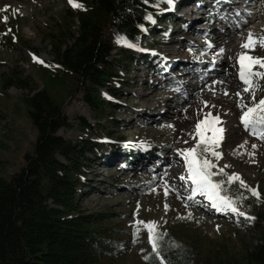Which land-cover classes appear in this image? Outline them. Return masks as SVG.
Listing matches in <instances>:
<instances>
[{
	"label": "rangeland",
	"instance_id": "obj_1",
	"mask_svg": "<svg viewBox=\"0 0 264 264\" xmlns=\"http://www.w3.org/2000/svg\"><path fill=\"white\" fill-rule=\"evenodd\" d=\"M190 1L194 0H156L151 3V19L156 20L158 28L143 30L142 42L137 46L123 43L111 52L110 60L121 80L113 85L116 92L103 88L108 101L104 136L110 143L108 149L89 154L84 162L85 180L79 198L82 209L102 215L99 226L107 240L106 260L110 264H159L150 257L153 244L148 228L137 221H155L153 235L156 239L170 230L184 239H197L201 250L218 248L236 255L264 237V225H259L255 213L264 210V139L253 135L241 122L240 116L246 109L239 103L232 106L203 96L197 97L193 106H189L185 100L190 86L205 80L204 77H212V69L217 66L224 74L230 72L235 78L238 76L235 68L240 51L235 49L227 53V48L211 51L215 42L209 40V30L217 25L226 26L221 20L233 14L234 22L230 24L233 32L228 35L236 37V41L231 48L247 38V28L253 30L254 37H264V0H236V3L226 0L228 6L221 7V0L210 3L200 0L205 5L202 7L190 4ZM86 2L77 0L82 7H73L69 0H0V175L8 176L23 163V154L31 150L35 139V129L22 99L29 93V88L21 87L17 79V84L6 89L3 79L18 70L22 72L21 80L29 77L38 89L46 85L48 72L53 69L51 38L61 32L60 41L66 44L74 41L70 31L75 33L79 28L77 10L84 8ZM5 5L9 7L5 9ZM243 8L248 12L242 11ZM191 19L195 20L193 24ZM244 23H247L246 29L241 28ZM222 27H218L219 35L223 34ZM7 37L12 39L9 45L1 40ZM125 48L135 50L137 57L127 61L123 53ZM245 52L264 57V51L257 48ZM146 54L161 56L171 69L162 70L164 65L159 70L149 67ZM193 66L196 72L190 73ZM254 68L264 71L258 65ZM186 77L191 85L184 86ZM263 78H254L255 87L251 91H244L245 84L239 78L241 86L234 94L240 93L245 105L254 102L253 94L258 102L264 97ZM59 88V92H63ZM214 89L213 86L211 91ZM220 91L229 90L222 86ZM208 113H212V117L218 115L219 122L209 118L202 129L219 126L224 129V138L215 149L222 155L216 159L207 153L208 158L217 169L224 168L229 174L239 173L250 188L260 193L250 196L249 200L236 199V206L247 216L230 210L215 212L212 202L202 193L193 196L191 181L182 179L187 175V168L177 149L192 147L198 137L190 134L195 131L196 122L204 120ZM66 114L69 124L58 133L81 143L84 135L81 122L96 123L94 107L84 93L79 92L66 104ZM169 114L173 118H168ZM116 143L134 149L121 153ZM241 144L243 147H238ZM172 150L182 159V167L176 169L177 178L174 179L163 169L170 163ZM153 151L155 156H152ZM129 156L131 160H124L123 157ZM165 156L163 164L160 159ZM165 205H168L167 209Z\"/></svg>",
	"mask_w": 264,
	"mask_h": 264
},
{
	"label": "trees",
	"instance_id": "obj_2",
	"mask_svg": "<svg viewBox=\"0 0 264 264\" xmlns=\"http://www.w3.org/2000/svg\"><path fill=\"white\" fill-rule=\"evenodd\" d=\"M155 1L87 0L85 7L77 10L79 28L75 33L69 29L74 41H60L61 32L51 38L53 69L46 85L38 89L29 77L21 80L18 70L4 77L6 89L17 84V79L21 87L29 88L22 99L35 139L31 150L24 152L23 163L8 176L0 175V264H110L106 260L107 240L99 226L102 215L80 206L84 162L89 154L108 149L110 143L104 136L108 101L103 88L114 91L115 81L121 80L110 60L111 52L123 43L137 46L143 30L158 28L150 11ZM1 40L12 43L10 37ZM128 49H123L124 57L132 61L136 51ZM145 59L156 70L163 65L171 69L169 63L162 64L161 56L146 54ZM79 92L94 107L96 123L83 120L84 135L81 143H76L58 131L69 124L66 104ZM116 145L121 153L134 149ZM213 172V179H226L227 172L220 173L215 167ZM223 187L228 196L245 200L253 196L238 182ZM255 213L263 227L264 210ZM155 242L157 247L150 255L154 263L264 264V237L239 255L218 248L201 250L197 239L187 240L170 230Z\"/></svg>",
	"mask_w": 264,
	"mask_h": 264
},
{
	"label": "snow or ice",
	"instance_id": "obj_3",
	"mask_svg": "<svg viewBox=\"0 0 264 264\" xmlns=\"http://www.w3.org/2000/svg\"><path fill=\"white\" fill-rule=\"evenodd\" d=\"M69 3L73 7H82V5L77 3V0H69ZM9 6L5 5L4 8L7 9ZM6 21L7 17H3ZM264 46V37H254L253 33L249 31L247 38L242 41L241 48L255 50L257 45ZM34 59H38L34 56ZM40 63H44L43 60H39ZM237 62L239 64V78L245 84L244 91H251L255 87L253 80L256 77H264V71H260L254 66L258 65L259 68L264 69V57L248 55L246 52H240L237 54ZM240 95V93H237ZM254 102L249 106L245 105L241 100L239 106L242 109L240 116L241 122L246 128H250L253 135L260 136L264 139V97H261L258 102ZM206 103V102H205ZM211 118L217 124L219 122V116L212 117L211 113H208L204 120H198L195 125V131L190 135L198 137L192 147H187L184 149H177L181 156L184 158V163L187 168L186 177L182 176V179L186 178L191 181V193L194 196L196 193H202L207 197L209 201L212 202V207L216 211H228L237 213L239 215L247 216L246 213L240 212V209L236 206L235 200L238 197H232L223 194L226 189L223 187L225 184H232L233 182H238L242 186L249 188L253 195L259 196L260 193L255 188H250L245 181L240 178L239 173H224V168H220L219 172L224 173L226 179L216 178L213 179L215 175L213 168L215 165L212 160L208 158L207 153L211 154V157L219 159L222 153L216 151L215 149L219 145V141L224 138V129L222 126L214 128H204L202 125ZM210 132V134H206ZM187 143V141H185ZM244 143H247L245 141ZM238 147H243V144ZM253 147H256L253 145ZM252 155V153H249ZM227 167V166H225ZM167 194V189H165ZM168 205H165L167 209ZM189 218L190 215H189ZM138 223L144 224L149 231V240L153 244V248L157 247L156 238L153 235L155 221H137Z\"/></svg>",
	"mask_w": 264,
	"mask_h": 264
},
{
	"label": "bare ground",
	"instance_id": "obj_4",
	"mask_svg": "<svg viewBox=\"0 0 264 264\" xmlns=\"http://www.w3.org/2000/svg\"><path fill=\"white\" fill-rule=\"evenodd\" d=\"M196 2H197V0H194L193 1V3H196ZM232 3H236V0H234V2L232 1ZM239 9H241V8H239ZM243 10L245 12L247 11L244 8L242 9V11ZM221 21H222V23H225L226 26H223L222 27V25H217L215 29L212 28V29L209 30V33H208L209 34V40L212 41V42H215L214 43V46L211 48V51H213V52H220L222 49L227 48V53H231L232 50H235V49L236 50H239L240 52H245L246 49L241 48V43L240 42H239L240 44H236L237 43L236 42L235 43V46L233 48H231V45L236 41L235 40L236 37H232V36L228 35V34H230V32H233L230 29V27H231L230 24L232 22H234L233 14H231V16L230 15H226L225 19L224 20H221ZM194 22H195V20L191 19V23L193 24ZM220 26L222 27L221 28L222 29V32H223L222 35H219L218 34V32H219L218 31V27L220 28ZM246 26H247V23H244L241 28H245ZM247 31L248 32L249 31L252 32L253 30L247 28ZM247 31L245 33H247ZM246 37L247 36H245V38ZM256 48L259 51H261V52L264 51V46H260L259 44L257 45ZM246 53H248V52H246ZM223 61L224 60H222L221 62H223ZM218 69H219L218 66L212 69L214 71V74L212 73L213 74L212 77H209V78L208 77H204L205 80H200V81L198 80L197 81L198 84H195V85L190 86V90L191 91L188 92L187 95H186V97H185V100L187 101V103H188L189 106H193V101L196 100L197 97H203V96L205 98L208 97V98H211V99H216V100H219V101H224L227 104L232 105V106L233 105H236L237 103H239L242 100V97L240 95L234 94L235 91H236V89L239 86H241L240 85L241 83L239 84L240 81H239V78H238V76H239V72H238L239 67L237 66L235 68V71L238 74V76H236V78L233 76L232 73L227 72V74H224V73L220 72ZM193 72L194 73L196 72L195 66H193L192 69L190 70V73H193ZM183 82H184V86L191 85L190 82H188L187 77L184 79ZM213 86L215 87V89L213 91H211V88ZM222 86H227V88H228L229 91H226L225 93H222L220 91V87H222ZM214 92H216V93L213 94ZM242 96H244V95H242ZM205 98H204V100H205ZM210 110L212 111V113L215 112L212 109H210ZM167 117L168 118H173V116L170 115V114L167 115ZM181 118H184V116L181 117ZM189 127H191V123L190 122H189ZM189 127L187 128V130H185V132H186L185 134L188 133ZM180 131L183 132V134H184V129L182 127L180 128ZM155 136L162 139V137H160L159 135H155ZM183 140H186V139H183ZM168 145H170V144H168ZM171 147H170L169 151L171 150ZM155 155H156V152L153 151L152 152V156H155ZM169 158L171 159L170 160V163L167 164V165H165V168H163V169H165V172L164 173H166V175L169 178L174 179V177L177 178L176 169L178 167H180V169H181V167H182V164H181L182 159H181V157L179 155L176 154V151L175 150H172L170 152ZM160 161H161V163L164 164L165 161H166V156L163 157V158H161ZM148 164H149V162L146 163V165H148ZM182 169H184V168H182ZM177 181H178V179H177ZM218 212H220V211H217V213Z\"/></svg>",
	"mask_w": 264,
	"mask_h": 264
}]
</instances>
